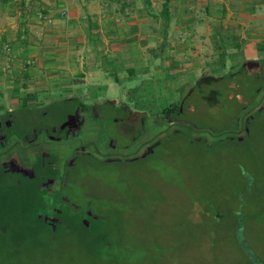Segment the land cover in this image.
Instances as JSON below:
<instances>
[{
  "label": "rangeland",
  "instance_id": "obj_1",
  "mask_svg": "<svg viewBox=\"0 0 264 264\" xmlns=\"http://www.w3.org/2000/svg\"><path fill=\"white\" fill-rule=\"evenodd\" d=\"M165 1L0 4V114L22 101L30 107L47 102L48 108L37 110L42 120L36 122L58 127L64 114L52 108L68 109L75 102L62 101L64 94L28 96L32 89L46 93L53 86L52 53L82 37L127 42L139 27L184 25L192 18L183 12L198 17L211 12L208 0H168L166 21ZM258 6L264 8V0H218L215 10L240 27L239 13H255ZM260 68L259 63L257 73ZM82 75L68 80L78 82ZM232 79L195 90L177 124L142 159L105 162L87 155L55 196L37 192L32 200L21 195L15 202L11 194L0 193V264H251L240 239L264 264V111L253 116L264 105V88L254 92L258 85L244 76ZM216 88L222 95L217 102L201 98ZM253 117L248 128L246 119ZM114 125L107 126L117 129ZM130 126L113 130L122 152L139 143ZM155 126L153 134L164 127ZM35 179L24 183L33 185ZM18 182L8 180L7 191Z\"/></svg>",
  "mask_w": 264,
  "mask_h": 264
},
{
  "label": "crops",
  "instance_id": "obj_2",
  "mask_svg": "<svg viewBox=\"0 0 264 264\" xmlns=\"http://www.w3.org/2000/svg\"><path fill=\"white\" fill-rule=\"evenodd\" d=\"M217 1L208 0L210 14L198 17L183 12L184 18L191 15L188 24L139 27L140 32L127 42H85L82 37L52 53L56 60L50 71L55 73L51 77L53 86L46 93L43 88L32 89L28 96L64 94L62 101L75 104L70 110L65 106L55 111L52 108L53 113L64 114V120L58 127L47 129L41 127L43 121L36 122L42 120L37 110L48 108L47 102L30 107L22 101L15 109L0 114V193L17 195V199L24 193L29 197L37 192L55 196L67 186L75 163L87 155L105 162H118L124 157L142 159L172 128L163 111L179 107L184 112L183 102L202 78H226L239 73L249 62L256 63L257 70L264 60L263 6H258L255 13H239L237 22L242 25L238 27L229 24V15L215 10ZM77 74H83L82 78L71 81ZM115 112L125 118L111 114ZM122 123L131 124L137 131L133 140L139 141L124 152L118 150V132L113 133ZM110 124L117 129L109 128ZM155 125L164 127L153 134ZM31 178H36L33 185L24 183ZM8 180L19 182L7 191Z\"/></svg>",
  "mask_w": 264,
  "mask_h": 264
},
{
  "label": "trees",
  "instance_id": "obj_3",
  "mask_svg": "<svg viewBox=\"0 0 264 264\" xmlns=\"http://www.w3.org/2000/svg\"><path fill=\"white\" fill-rule=\"evenodd\" d=\"M9 1H11V0H0V4H7ZM145 1L147 3H149V0H145ZM161 15H162V17L164 19H166V20L169 19L168 0H166L163 3ZM260 67H261L260 68L261 70L258 71V73L256 72L257 70H254V68L253 69H249V68L244 67V68H242V69L239 70L240 71L239 73L234 74V75L230 74L226 78L224 77V78L218 79V80L217 79H211V78H208V79H203L202 78L197 83L196 90L200 89V86L203 85V84H205V85H211V84H218L219 83L220 86H223L226 83V85H227L228 80H233L232 77H234L235 75H239V76H244L245 78H247L249 80L248 82H250L251 86L258 85L256 91H254V92H257L258 89L260 90V89L264 88V60H263L262 64L260 65ZM216 89L217 90L211 89L209 91L208 95L203 94L201 96V98H203L204 100H206L209 104L217 102L216 97L217 96H222V95L220 94L221 91L218 88H216ZM200 91H202V90H200ZM186 101H187V99L183 102L182 109H184L186 107L185 106V102ZM179 109H180L179 107H172V108L165 109L163 111V117H164V119H166L168 121H171L172 122V125L173 124H177V122L179 120V117H180L179 114L182 113V111H180ZM263 111H264V105L262 106L261 109H259V111H256L253 114V116L254 117H258L259 114H260V112H263ZM11 116L12 115L10 114L9 117L11 118ZM254 117L253 118L246 119V123L248 125V128L251 125L250 124L251 120L252 119L254 120ZM13 120L15 121L14 118H13ZM26 121H28V120H26ZM11 196L13 197V200L16 202L18 196L17 195H11ZM22 196H24V198L30 200L29 195H27L26 193H24ZM10 204H12V202H10ZM9 209L12 210L11 207ZM237 233H238V237H241L240 227L237 228ZM240 242H241L240 243V246H241V248H242V250H243L246 258L248 259V261L251 264H262V263L259 262L258 258L252 253V251L247 247V245L243 242V240L240 239Z\"/></svg>",
  "mask_w": 264,
  "mask_h": 264
},
{
  "label": "flooded vegetation",
  "instance_id": "obj_4",
  "mask_svg": "<svg viewBox=\"0 0 264 264\" xmlns=\"http://www.w3.org/2000/svg\"><path fill=\"white\" fill-rule=\"evenodd\" d=\"M9 121H11V119H10V117H9V119H8Z\"/></svg>",
  "mask_w": 264,
  "mask_h": 264
}]
</instances>
